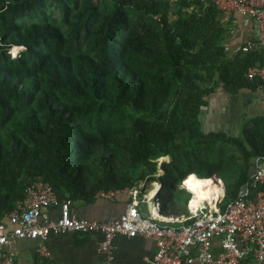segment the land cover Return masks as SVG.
Listing matches in <instances>:
<instances>
[{"label": "trees", "instance_id": "16d2710c", "mask_svg": "<svg viewBox=\"0 0 264 264\" xmlns=\"http://www.w3.org/2000/svg\"><path fill=\"white\" fill-rule=\"evenodd\" d=\"M40 5L41 0L0 4V122L11 124L0 128V219L35 178L71 199L91 201L99 191L121 190L129 177L117 174V151L126 153L131 168L146 161L149 180L155 172L150 159L215 140L236 146L247 161L264 158L263 115L243 121L234 134L200 126V110L213 93L251 87L245 70L260 60L252 51L226 53V30L210 3L111 0L107 9L89 4L70 24L69 39L46 23L21 28L15 22ZM168 5L178 14L172 24ZM129 8L134 19L127 18ZM10 46L23 49L10 57ZM98 149L105 165L99 174L91 166ZM72 154L77 164H66ZM193 156L191 164L175 167L168 184L226 174L222 154ZM69 169L76 173L72 179ZM162 169L169 173V167ZM247 177L245 172L238 187ZM224 197L222 203L233 198Z\"/></svg>", "mask_w": 264, "mask_h": 264}, {"label": "built area", "instance_id": "2783aa9c", "mask_svg": "<svg viewBox=\"0 0 264 264\" xmlns=\"http://www.w3.org/2000/svg\"><path fill=\"white\" fill-rule=\"evenodd\" d=\"M200 1L217 10L223 26L236 17L253 22L254 38L246 39L238 51H252L259 56V62L246 68L245 77L264 85V0ZM248 162L251 171L235 197L222 203V191L217 201L204 200L192 209L185 205L184 213L169 221L155 215H167L161 212L159 198H149L146 192L141 194L133 188L124 189L128 200L120 214L105 220L79 218L71 211L72 199L67 194L59 197L50 184L35 178L24 188L23 197L0 219V264H18L11 249L16 238L37 239L35 252L48 257L42 241L48 235L66 233H98L97 250L104 256L102 264H113L115 235L151 239L155 251L150 264H264V159L253 157ZM182 181L179 187L184 189ZM217 182L223 185L218 176ZM116 191H99L97 195H113ZM141 204L147 206L146 214L139 210ZM48 207L57 209L55 218L49 217Z\"/></svg>", "mask_w": 264, "mask_h": 264}, {"label": "crops", "instance_id": "0c3cea01", "mask_svg": "<svg viewBox=\"0 0 264 264\" xmlns=\"http://www.w3.org/2000/svg\"><path fill=\"white\" fill-rule=\"evenodd\" d=\"M232 21L224 24L226 32L222 38L228 55L234 54L246 39L254 38L252 21L238 17ZM250 81L251 87H241L235 91L218 89L213 93L199 113L203 131H223L227 134L232 131L234 134L243 121L255 115L264 116V85L256 80ZM250 171L249 167L247 174ZM127 200L124 190L108 196H98L96 193L91 201L73 198L70 208L76 217L105 220L120 214ZM46 211L51 218L58 214L55 207H48ZM99 239L98 233L48 235L42 241L48 257H41L35 252L39 243L37 239L16 238L11 243V249L18 264H102L104 256L97 250ZM154 251L153 241L139 235H115L112 239L113 264H150Z\"/></svg>", "mask_w": 264, "mask_h": 264}, {"label": "rangeland", "instance_id": "374dc122", "mask_svg": "<svg viewBox=\"0 0 264 264\" xmlns=\"http://www.w3.org/2000/svg\"><path fill=\"white\" fill-rule=\"evenodd\" d=\"M7 1L12 0H0V4L6 3ZM89 4H98L103 5L105 4V8L107 9L110 4L111 0H69L63 5L61 2L56 0H41V5L37 7L35 12L30 17H21L15 20L16 23L20 25L21 28L27 27L31 23L42 24L46 23L52 26L57 27L60 32L65 36L67 39L70 38L71 34V23L76 22L78 19V15L80 12H83L84 9L87 8ZM189 8H183L182 12H187ZM167 22L169 24L174 23L177 21L178 14L176 13L175 7L168 5L165 10ZM127 18L134 19L136 13L132 9L126 10ZM153 27L157 28L158 23L156 21L152 22ZM10 46L7 50L10 57H13L23 49L21 46H15L12 48ZM85 47H82V49ZM62 99L63 96H60ZM172 99V93L170 94L169 99L164 103L163 106H166ZM134 115H138L134 112ZM17 116H19L17 114ZM77 122L81 126H84V120L81 118L76 119ZM11 127L10 121L0 122V128ZM232 132V131H231ZM229 132V134L231 133ZM232 134V133H231ZM201 152L210 153L212 155H219L222 154L225 158L224 169L226 174H218V177L221 178L223 184V191L225 192L224 200L233 197L238 189V183L240 182L241 178L249 169V162L246 160V156L237 149L236 146L226 144L219 140L211 141L207 145H203L201 147H189L183 148L179 150L178 153L167 154L164 156H159L153 159H150V162L155 163V172L153 173V179L149 180L146 177L150 175V169L146 161H142L138 166L135 168H131L127 159L126 153L123 151H117V158H119L122 162L118 165L117 174L121 176H128L129 179L126 181L124 189H139L140 193L145 194L150 189H154L156 191L155 196L159 198L161 201V211L164 214L168 215H178L179 213H184L185 205L187 204V199H189V194L179 187V182L172 187L169 183V180L175 174V167H186L187 165L191 164L195 157L193 154H198ZM161 157H166V159L161 160ZM167 162V163H166ZM77 164L75 161V156L72 154L70 158L66 160V164ZM169 167V173L165 174L162 167L163 166ZM91 166L95 171L99 174L105 168L102 152L98 149L95 155V159L91 162ZM159 167H161L162 172L159 171ZM70 170V177L71 179L75 177L76 173ZM140 173H143L145 177L141 180H138L136 176ZM159 177L165 178V181L162 183ZM88 178L90 180H94V175H89ZM224 180V181H223ZM79 184H81V180H79ZM211 181V180H208ZM226 181V182H225ZM140 187L138 188V186ZM127 194V193H126ZM139 210L146 214L147 207L145 204L139 205Z\"/></svg>", "mask_w": 264, "mask_h": 264}, {"label": "bare ground", "instance_id": "6f19581e", "mask_svg": "<svg viewBox=\"0 0 264 264\" xmlns=\"http://www.w3.org/2000/svg\"><path fill=\"white\" fill-rule=\"evenodd\" d=\"M181 186L189 194L186 206L190 209L200 206L204 200H208L210 202H212V200L217 201L223 191V185H219L216 178L211 181L199 180V182L184 178ZM155 194L156 191L154 189H150L147 192V196H149V198H152ZM155 215L161 216L163 219L168 221L173 218L172 215H161L157 213H155Z\"/></svg>", "mask_w": 264, "mask_h": 264}, {"label": "water", "instance_id": "95a60500", "mask_svg": "<svg viewBox=\"0 0 264 264\" xmlns=\"http://www.w3.org/2000/svg\"><path fill=\"white\" fill-rule=\"evenodd\" d=\"M147 205H148V203H147Z\"/></svg>", "mask_w": 264, "mask_h": 264}]
</instances>
